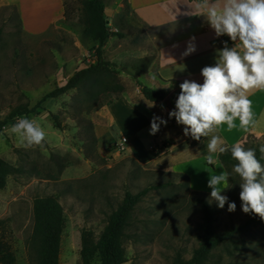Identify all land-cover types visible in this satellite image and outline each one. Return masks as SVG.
Returning a JSON list of instances; mask_svg holds the SVG:
<instances>
[{"label":"rangeland","instance_id":"1","mask_svg":"<svg viewBox=\"0 0 264 264\" xmlns=\"http://www.w3.org/2000/svg\"><path fill=\"white\" fill-rule=\"evenodd\" d=\"M104 2L110 28L124 34V38L105 43L104 58L114 59L124 50L135 49L147 51L146 57H155L156 48L150 40L154 32L135 22L128 0ZM66 5L68 12L57 24L42 33H27L18 4L0 0V120L9 117L19 105L34 106L43 95L64 85L74 72L96 61L98 42L87 33L82 0H67ZM35 16L31 18L36 20ZM136 60L129 57L116 68L119 79L124 84V80L130 83L128 93L134 103L135 78L122 69L131 70ZM74 106L80 109L86 106L77 90L46 100L41 108L28 115L45 132L43 148L25 149L19 136L11 133V126L22 116L9 119L0 129V156L21 168V173L9 176L6 187L0 190V240L10 245L17 263L32 264L29 240L36 198L53 195L64 208L66 225L60 264H83L82 230L90 231L97 241L126 190L136 192L169 178L174 185L151 191L137 205L123 238L128 260L124 264H175L178 255L191 258L202 234L197 198L208 201L210 193L196 195L190 183L173 176L176 172L169 167L139 164L126 152V145L131 143L127 138L123 148L120 136L107 144L101 127L105 106L88 114ZM54 115L62 127L55 125ZM257 143L264 144L261 139ZM250 144L252 139L246 136L242 145L249 148ZM138 158L146 160L140 155ZM239 182L236 177L233 183L229 182L230 188L222 192L229 202H235L234 212L227 210V204L223 209L215 201L210 204L219 232L243 223L250 215L241 209ZM232 187L235 191L229 193ZM225 262L264 264V224L251 227L218 246L206 264Z\"/></svg>","mask_w":264,"mask_h":264},{"label":"crops","instance_id":"2","mask_svg":"<svg viewBox=\"0 0 264 264\" xmlns=\"http://www.w3.org/2000/svg\"><path fill=\"white\" fill-rule=\"evenodd\" d=\"M7 1L18 4L20 17L27 33L44 32L57 24L68 12L67 0ZM200 2L201 0H128L135 22L154 32L150 40L156 48V56L148 73L140 76L139 79L156 90H164L166 97L156 102L147 100L134 79V103L128 93L130 83L124 80L126 92L102 110L101 127L105 130L107 144L115 136L129 139L131 143L126 145V152L139 164H155L169 167L174 172L184 173L189 177L192 190L210 193L211 189L207 186L208 171L218 173L221 162L217 161L213 167L208 166L205 159L208 138H203L197 144H191L188 141L190 136L183 134L184 126L177 124L174 117L169 118V112L175 109V101L181 91L179 85L185 79L202 84L204 78L201 69L215 64L217 49L222 48L225 41L230 48L236 46L241 54L243 49L241 42L237 41L235 45L227 35L220 37L215 35L204 14H199L205 11L197 7ZM215 2L223 3V0H215ZM192 12L196 15L188 14ZM35 14L36 20H33L31 16ZM111 30L118 29L111 28ZM117 39L118 37H109L106 44ZM190 42L195 45V51L185 56L183 53ZM106 52H109V48ZM146 56H148L147 51L124 50L114 59L109 60L121 65L129 57L140 59ZM169 83L172 85L170 88L163 87ZM248 98L252 101L255 127L245 131L239 126L237 119L234 121L235 128L229 129L226 124L221 125L209 134V138L212 135H219L227 145L231 146L238 142L242 144L248 134L256 137L264 136V90H254L249 93ZM149 104L154 106L150 107ZM153 116L167 121L166 125H160L155 135L150 134ZM168 139H174L176 143L159 156H153L154 147ZM138 155L145 158V162L140 160ZM197 162L200 164L195 166ZM195 181L198 184L195 185Z\"/></svg>","mask_w":264,"mask_h":264},{"label":"clouds","instance_id":"3","mask_svg":"<svg viewBox=\"0 0 264 264\" xmlns=\"http://www.w3.org/2000/svg\"><path fill=\"white\" fill-rule=\"evenodd\" d=\"M197 7L205 10L199 14H204L217 37L227 35L235 45L241 42L243 52L241 54L236 46L230 48L225 41L224 46L217 49L215 64L201 69L202 84L185 79L179 85L181 91L169 118L174 117L177 124L184 126V136L196 141L208 138L205 156L208 165L216 164L219 157L229 151L236 161L231 171L224 170L222 163L218 173L208 171L209 204L215 201L221 209L227 204V210L234 212L235 202H229L222 192L230 188L229 180L238 176L243 213L264 220V165L261 163L264 145L259 147L257 157L255 148L244 147L239 142L229 146L219 135L209 138V134L221 125L235 128L237 119L245 131L255 127L248 95L254 90H264V0H223V3L201 0ZM188 14L196 15L194 12ZM194 51L195 45L190 42L183 55ZM171 86L169 83L163 87ZM161 124L166 125L167 121L153 116L150 134L155 135ZM10 131L19 136L25 149L43 148L46 143L42 127L27 116L18 117Z\"/></svg>","mask_w":264,"mask_h":264},{"label":"trees","instance_id":"4","mask_svg":"<svg viewBox=\"0 0 264 264\" xmlns=\"http://www.w3.org/2000/svg\"><path fill=\"white\" fill-rule=\"evenodd\" d=\"M83 11L86 14L87 33L97 40L98 45L95 48L96 61L88 67L82 68L74 72L62 86H56L54 89L42 96V98L32 107L27 105H19L4 120H0V129H2L9 121L17 116H27L39 108L48 99H55L59 96L77 90L85 99L86 106L80 109L79 106L73 108L77 111H90L99 109L103 106L111 105L115 100L119 99L126 91V86L118 77V65L109 59L104 58L103 47L109 37L115 36L124 38V34L119 31H112L108 20L105 17L104 0H82ZM2 30L0 29V36ZM155 57H144L136 60L131 70H125L127 74L132 75L136 79V83L140 88L143 96L151 101H161L166 97L164 90H156L145 85L139 77L148 72ZM55 125L60 128L61 122L58 116L54 115ZM247 138L252 139L249 148H255L259 157L260 144L257 139L264 142V136L260 138L253 134H248ZM203 138H201L202 140ZM191 144H197L191 137L188 138ZM174 139H168L162 144H158L153 149V156L157 157L166 149L175 144ZM264 145V144H263ZM219 161L227 171H231L232 166L236 163L231 157V152L221 155ZM207 163V162H206ZM264 165V161H261ZM208 165V164H207ZM213 167V165H208ZM21 173V168L12 164L8 160L0 156V190L7 185L9 176ZM173 174H171L172 176ZM190 183L188 175L184 173H174ZM232 177L229 182L233 183ZM174 185L172 179L160 182L154 185L145 186L142 189L133 192L126 190L121 203L109 215L106 226L101 232L99 239L94 240L90 231L82 230L81 232V259L83 264H124L127 256L125 253L123 238L126 230L131 223L133 213L137 205L153 190L164 189ZM233 187L229 193L234 192ZM196 195H208L203 192H194ZM201 213L202 224L200 226L202 234L199 246L193 251L191 258L184 259L178 255L175 264H206L210 254L218 246L225 244L234 239L235 236L242 234L251 227L264 224L258 216L249 215L246 221L241 224L233 225L221 232L215 227V213L209 202L203 198H197ZM34 225L31 238L29 240L30 259L32 264H60V251L62 236L65 230L66 220L62 204L59 199L53 195L38 197L33 204ZM0 264H18L15 253L10 245L0 240ZM221 264H243L240 262H225Z\"/></svg>","mask_w":264,"mask_h":264},{"label":"built area","instance_id":"5","mask_svg":"<svg viewBox=\"0 0 264 264\" xmlns=\"http://www.w3.org/2000/svg\"><path fill=\"white\" fill-rule=\"evenodd\" d=\"M122 140H123V143H121V146H122V148L124 147V143H125V141H124V138H122ZM126 144V143H125Z\"/></svg>","mask_w":264,"mask_h":264},{"label":"water","instance_id":"6","mask_svg":"<svg viewBox=\"0 0 264 264\" xmlns=\"http://www.w3.org/2000/svg\"><path fill=\"white\" fill-rule=\"evenodd\" d=\"M108 22V21H107Z\"/></svg>","mask_w":264,"mask_h":264}]
</instances>
